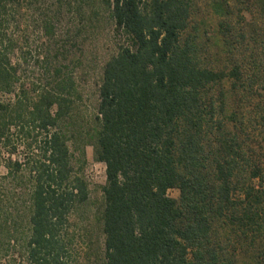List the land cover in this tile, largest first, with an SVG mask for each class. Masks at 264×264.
<instances>
[{
    "label": "trees",
    "instance_id": "obj_1",
    "mask_svg": "<svg viewBox=\"0 0 264 264\" xmlns=\"http://www.w3.org/2000/svg\"><path fill=\"white\" fill-rule=\"evenodd\" d=\"M100 1L119 40L103 69L92 137L106 166L101 264H235L227 234L260 238L264 256V167L242 140L253 94L264 122V45L248 62L237 55L256 40L264 0L237 19L229 0L213 4L231 62L223 69L205 63L194 0ZM40 3L0 0V96L9 97L0 100V158L10 156L0 164V251L19 250V264H72L70 216L89 196L68 145L77 84L47 60L45 83L26 80V56L14 61L19 19ZM249 15L250 38L240 22Z\"/></svg>",
    "mask_w": 264,
    "mask_h": 264
},
{
    "label": "rangeland",
    "instance_id": "obj_2",
    "mask_svg": "<svg viewBox=\"0 0 264 264\" xmlns=\"http://www.w3.org/2000/svg\"><path fill=\"white\" fill-rule=\"evenodd\" d=\"M217 1L220 0H194L193 12L195 22L200 26L199 41L204 46L205 63L223 69L231 62L225 55L217 33L219 19L213 10V4ZM246 2L248 5L236 8V3L229 0L234 19H237L239 9H243L245 14L246 9L255 4L254 0ZM245 18L240 21L241 26L250 38L248 31L251 28L248 26L251 16ZM46 19L54 27L50 32L44 28L43 20ZM19 20L20 25L15 29L19 46L14 61L20 53L26 56V64L22 67L24 78L29 81L42 80L45 83L47 60L69 72L76 81L78 95L73 112L66 122L68 145L74 176L86 182L89 196L84 204L74 208L70 216V233L74 237L71 247L72 264H101L105 253L102 214L105 206L103 187L106 184V166L96 162L94 158L92 137L97 130L95 119L103 69L118 51L119 40L114 33V24L100 0H41L37 6L27 5ZM263 22L257 21L256 40L247 41L240 51L244 55L237 53L244 63L253 54L256 59L261 53L260 45H264V39L259 34L264 32ZM0 100L8 101L9 97L0 96ZM258 100L259 94H253L250 100L244 102L252 119L251 124L246 126L248 128L242 140L245 141L246 151L262 168L264 122L261 117L263 114L258 113L259 108H256ZM9 157L4 152L0 164L4 165ZM12 159L23 160V155H15ZM1 173L6 174L4 167H1ZM255 183L258 184V181ZM169 196L178 199L180 193L178 190H171ZM239 237L236 234L223 237L228 251L235 253V264H264V256L261 255L262 240L252 236ZM0 260V264H19L23 261L20 251L9 247L0 251Z\"/></svg>",
    "mask_w": 264,
    "mask_h": 264
}]
</instances>
